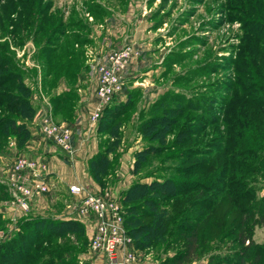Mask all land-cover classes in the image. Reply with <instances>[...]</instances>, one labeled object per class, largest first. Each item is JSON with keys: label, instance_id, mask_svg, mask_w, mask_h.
<instances>
[{"label": "trees", "instance_id": "16d2710c", "mask_svg": "<svg viewBox=\"0 0 264 264\" xmlns=\"http://www.w3.org/2000/svg\"><path fill=\"white\" fill-rule=\"evenodd\" d=\"M39 4L8 3L7 13L0 17V34L18 45L29 38L34 41L43 78L52 75L56 80L64 74L73 79L83 64V49H75L74 44L89 39L82 31L68 33L48 3ZM80 25L86 28V23ZM25 74L8 41H0V152L9 139L21 148L30 138L27 122L35 107ZM121 92L125 98L114 95L96 123L98 150L87 163L89 176L101 191L116 178L124 118L138 99L137 88L123 86ZM51 101L54 118L71 123L76 91L54 95ZM257 101L247 95L233 104L228 101L225 113L224 108L215 113L177 94L166 93L154 101L150 115L137 125L147 144L134 152L132 172L138 175L152 157L166 151L175 163L163 179L133 181L119 194L123 224L135 249L154 250L156 264H187L205 253L210 231L227 223L235 212L232 220L240 249L210 255L207 264H264V246L253 241L251 226L247 227L264 224V194L257 197L250 183L256 170L264 176V98ZM7 196L0 184V198ZM18 225L19 232L0 244L5 264H77L78 254L89 247L85 227L76 219L26 215Z\"/></svg>", "mask_w": 264, "mask_h": 264}, {"label": "rangeland", "instance_id": "374dc122", "mask_svg": "<svg viewBox=\"0 0 264 264\" xmlns=\"http://www.w3.org/2000/svg\"><path fill=\"white\" fill-rule=\"evenodd\" d=\"M26 1L0 0V17L7 13L8 3ZM40 2L42 5L48 3L49 10L60 16L68 33L78 34L77 31H82L86 35L89 42L76 49H85V45L92 46L93 41L88 35L92 31L98 33L96 28L87 24L91 21L88 18L90 16L93 22L101 23L107 29L104 40L109 41L112 46L120 49L133 45L137 51L136 69L124 77L122 87L129 90L137 88L138 99L124 118L119 154L127 151L130 146L141 149L147 144L137 132V125L150 115L154 101L166 93L189 98L197 105H207L215 113H219L220 108H224L225 113L229 102L233 104L241 101L246 95L254 103L264 98V0H34V5L38 6ZM24 6L27 7L26 4ZM10 9L11 7L9 11ZM14 10L11 12L16 13ZM69 23H86V28ZM110 37L114 39L113 42L109 40ZM4 40L8 41L15 59L21 65L22 59L11 46L22 49L24 43L15 44L10 38L0 34V41ZM27 40H31L34 47L30 63H39L37 46L31 38ZM96 41V47L100 46L99 40ZM61 51L62 49L58 52ZM88 54L94 55L90 52ZM90 56L89 59L92 57ZM81 59L84 63L89 60L84 50ZM23 70L25 77L32 81L35 69L28 66ZM90 76L88 85L92 86L95 77L93 69ZM55 85V80L51 77L45 83L44 91L49 94ZM117 97L123 100L125 95L119 92ZM222 114L223 111L220 115ZM54 119L57 120L56 117ZM220 119L222 122L220 121L219 128L223 131L225 118ZM207 134L204 136H208ZM7 147L8 144L0 152L4 159L8 156L4 154ZM168 153L166 151L158 157H152L150 164L145 165L132 182H150L169 175V169L175 161L167 158ZM5 168L6 164L0 161V184L6 187L4 178L11 167ZM115 183L114 180L107 182L105 189H117L114 192L118 199L125 187L119 184L114 188ZM250 183L257 197L264 194V176L261 170L250 175ZM7 198L9 195L4 199ZM66 202L68 200L59 199L53 206L59 211L62 209L60 206H64ZM120 206L123 215V205L120 203ZM12 208L14 210L13 205ZM235 214L232 212L226 219L227 223L210 231L205 253L187 264H207L210 255L220 256L240 249L241 244L234 230L236 222L232 220ZM0 218L1 244L19 232L20 218H11L7 214H0ZM249 226L253 241L264 246V224L254 222L253 225L248 223L247 227ZM88 251L89 247L78 254L77 264H88L83 258L88 255ZM145 252L151 253V257L155 259L154 250H141V253ZM172 252L173 250L168 252L169 255ZM5 263L0 258V264Z\"/></svg>", "mask_w": 264, "mask_h": 264}, {"label": "crops", "instance_id": "0c3cea01", "mask_svg": "<svg viewBox=\"0 0 264 264\" xmlns=\"http://www.w3.org/2000/svg\"><path fill=\"white\" fill-rule=\"evenodd\" d=\"M88 18L91 21L87 24L92 25L94 29L96 28V32L98 31V33H94V31H92V33L88 35L89 38L92 39L93 43L91 44L92 46L85 45L83 47L85 49L83 50L84 54L87 56L88 59L90 56L88 54L89 52L90 54H94L91 55L93 58L90 56L91 59L87 60L85 63L84 61H82L83 64L80 65V68L77 70L75 76L73 77L74 80L68 78V76L64 74L59 75L55 80L56 85L49 94L44 91V85L46 82H48L52 75L43 78L41 64L30 63L29 58L34 51L32 41H25L22 46V49L15 46H11L12 49H16L17 56L22 59L23 63L21 64V66L23 68H28V66H30V68H34L36 71L35 77L32 79V81L29 80L27 77L24 78L25 84L31 89L30 99L33 106L35 107V114L34 117L27 122V128L30 132V138L21 148L17 146L14 139H9L8 147L4 152V154H6V156L8 155L9 158H7V156L4 159V155H0V161L6 164V168L8 167L9 169L12 165L13 157L17 154L25 153L40 155L48 165L49 175L46 180L49 186V190L46 193L35 197L29 203L28 210H13L11 204L13 196L5 182L6 178H4V184L6 185V189L8 192L7 194L9 195V198H7L8 200L0 198V214H3V216L7 214L8 217L11 218H21L26 215L43 217H49V215H51L54 216L52 218L76 219L83 223L77 215L70 214V210L67 207L70 201L72 200L68 193V185L79 183L86 185L88 184L96 188L99 187L89 176L87 169L88 160L98 150V138L96 130L97 124L95 126H88L84 118L83 120L77 118V113L78 109L83 106L85 101H88L92 95V86L88 85V79H90L91 77V69L94 70L96 61L102 59L111 51L118 50L119 48H116V46H112L109 41L104 40L105 30L107 29H105L101 23L93 22V19L90 16ZM96 39H98L101 44L98 47H96V43H94L97 42ZM109 40L113 42L114 39L110 37ZM78 46V44H74L75 49ZM136 57H133L127 69L125 70V78L128 74L132 72V70L136 69ZM89 61H91V63ZM71 82H73L72 86H70ZM70 89L76 91L77 93L75 117L71 123H68L64 120L59 121V118L56 120L68 124L71 128V142L73 145V152L67 153L63 151L60 147L55 145L51 140L45 141L41 137V134L39 133L38 117L42 110H44L45 108H49L51 110V113L53 114V104L51 101V97L54 95L61 94ZM139 149L140 147L138 146H130L127 151L121 152L119 157V164L117 165L115 170L116 178L114 179V181L116 183L114 184V188L118 187L119 184L127 188L131 184L133 178H135V175L132 172L134 161L133 155L134 152ZM112 191H117V189H112ZM114 194L116 195L115 192ZM59 199H66L68 200V202H66L64 206H60L62 209L57 211L56 207L53 206V203L58 202ZM59 214L61 217L59 216ZM83 225L85 227L86 234H88V226L85 223H83ZM139 254L140 264H156V260L151 257V253H141V251H139ZM83 258L87 260L88 264H105L102 256H100L98 253L91 252L90 250L88 251V255Z\"/></svg>", "mask_w": 264, "mask_h": 264}, {"label": "built area", "instance_id": "2783aa9c", "mask_svg": "<svg viewBox=\"0 0 264 264\" xmlns=\"http://www.w3.org/2000/svg\"><path fill=\"white\" fill-rule=\"evenodd\" d=\"M137 51L126 45L111 51L94 66L92 95L78 109L77 118L95 126L104 107L122 89L124 72ZM39 133L46 140L67 153L73 152L72 131L68 124L54 119L51 110L45 108L38 117ZM48 165L37 154L20 153L14 156L5 182L12 193V205L19 211L28 210L29 203L49 190L46 178ZM72 200L68 204L70 214H75L89 228V250L103 257L105 264H140V254L133 247L132 238L126 232L120 202L111 190L86 184H69Z\"/></svg>", "mask_w": 264, "mask_h": 264}]
</instances>
